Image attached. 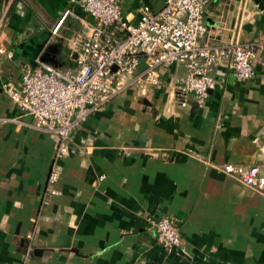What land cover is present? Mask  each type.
I'll use <instances>...</instances> for the list:
<instances>
[{"label":"crops","instance_id":"1","mask_svg":"<svg viewBox=\"0 0 264 264\" xmlns=\"http://www.w3.org/2000/svg\"><path fill=\"white\" fill-rule=\"evenodd\" d=\"M145 4L158 11L163 0H123L124 18L135 23ZM66 6L20 0L0 30L13 52L0 55V264H264V194L222 171L264 175V0H214L204 14V44L254 47L252 80L216 68L205 107L189 98L181 108L174 87L184 69H164L161 90L127 89L86 118L57 159L58 138L22 116L2 86L17 85L45 53L52 66L73 67L67 41L87 35L93 19L76 7L79 19L52 35ZM54 166L59 195L45 203ZM160 217L176 222L180 247L157 243Z\"/></svg>","mask_w":264,"mask_h":264},{"label":"built area","instance_id":"2","mask_svg":"<svg viewBox=\"0 0 264 264\" xmlns=\"http://www.w3.org/2000/svg\"><path fill=\"white\" fill-rule=\"evenodd\" d=\"M213 1L163 0L158 11L145 4L138 20L130 23L122 13L123 0H67L52 35L58 34L67 18L79 19L76 7L93 19L87 35L75 34L67 41L70 57L76 55L73 67L62 70L37 59L33 67L23 66L17 85L7 82L2 90L37 129L58 138L57 159L67 154L73 131L127 89L135 88L143 96L161 90L164 69H184L174 87L181 108L187 107L189 98L198 107H205L215 87L216 68L230 72L238 82L255 76L253 46L211 47L202 42L207 32L205 10ZM0 55L13 59V52L2 45ZM222 171L264 194V175L259 167L227 164ZM59 176L54 166L47 178L45 203L59 195L53 186ZM151 225L164 250L182 245L172 218L160 217Z\"/></svg>","mask_w":264,"mask_h":264},{"label":"rangeland","instance_id":"3","mask_svg":"<svg viewBox=\"0 0 264 264\" xmlns=\"http://www.w3.org/2000/svg\"><path fill=\"white\" fill-rule=\"evenodd\" d=\"M16 0H7L4 2L3 4V9L0 15V30L4 29L5 25H7L8 20L10 18V13L15 10L17 8V6L19 5V1H17L15 3ZM63 12V11H62ZM62 12H60V16L58 18V20L60 19ZM68 19V18H67ZM66 19V20H67ZM57 20V22H58ZM56 22V23H57ZM66 22V21H65ZM56 25V24H55ZM55 27V26H54ZM53 27V28H54Z\"/></svg>","mask_w":264,"mask_h":264},{"label":"water","instance_id":"4","mask_svg":"<svg viewBox=\"0 0 264 264\" xmlns=\"http://www.w3.org/2000/svg\"><path fill=\"white\" fill-rule=\"evenodd\" d=\"M47 54L45 53L44 54V56L43 57H45ZM43 57H41V61L42 62H44V63H47V64H50L49 62H47ZM76 58V55H73V57H72V59H75ZM31 62V61H30ZM51 65V64H50ZM54 67H56L57 68V66H54ZM113 70H115V68L113 69ZM147 103V102H146Z\"/></svg>","mask_w":264,"mask_h":264}]
</instances>
